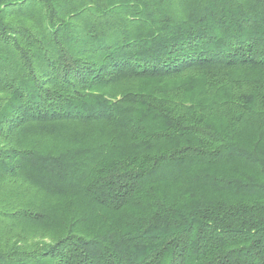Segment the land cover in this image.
<instances>
[{
  "label": "trees",
  "instance_id": "obj_1",
  "mask_svg": "<svg viewBox=\"0 0 264 264\" xmlns=\"http://www.w3.org/2000/svg\"><path fill=\"white\" fill-rule=\"evenodd\" d=\"M237 67L264 0H0V264H264Z\"/></svg>",
  "mask_w": 264,
  "mask_h": 264
},
{
  "label": "rangeland",
  "instance_id": "obj_2",
  "mask_svg": "<svg viewBox=\"0 0 264 264\" xmlns=\"http://www.w3.org/2000/svg\"><path fill=\"white\" fill-rule=\"evenodd\" d=\"M220 78H222L223 80H228V85H226V86L229 87V86L233 85L234 86L233 91L237 92L238 94H242L244 96H247L250 93H254L253 88H256V86H258L259 90L258 89H255V90L261 91L262 94L264 93V75L263 76L260 75L259 71H257L256 69L237 67L231 71L221 73ZM254 82H257V83H254ZM223 87H224V85H223ZM253 133H254V130L252 131V133L250 132V134H248L249 137H252ZM253 139H254V136H253ZM33 232H31L28 236L26 235L25 238L31 244H36V243L40 242V240H41V237H39L41 232L37 231L38 233L35 234V237H32ZM35 232H36V230H35ZM52 234H53V230L48 229L44 234V239L47 241H50L51 240L50 235H52Z\"/></svg>",
  "mask_w": 264,
  "mask_h": 264
}]
</instances>
